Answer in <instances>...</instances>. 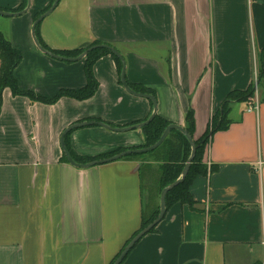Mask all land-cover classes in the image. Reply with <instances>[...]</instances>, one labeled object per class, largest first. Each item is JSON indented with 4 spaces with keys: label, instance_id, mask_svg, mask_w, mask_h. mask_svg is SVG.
<instances>
[{
    "label": "crops",
    "instance_id": "0c3cea01",
    "mask_svg": "<svg viewBox=\"0 0 264 264\" xmlns=\"http://www.w3.org/2000/svg\"><path fill=\"white\" fill-rule=\"evenodd\" d=\"M23 1L0 0V7L17 9ZM52 2L26 0L23 14L0 15V32L22 54L13 72L18 86L44 97L86 84L84 59H55L34 44L32 24ZM37 34L50 50L95 41L115 48L126 80L153 91L157 114L184 127L192 110L194 140L231 91L254 85L251 102L229 101L226 127L209 135L205 173L188 188L193 207L170 205L121 264H264V77L257 81L254 58L264 46V0H58ZM93 74L98 88L84 100L45 104L2 93L0 264H109L140 228L141 161L76 168L60 160L69 125L126 127L152 112L150 100L122 87L111 55L96 60ZM143 141L140 128L95 124L67 137L81 157Z\"/></svg>",
    "mask_w": 264,
    "mask_h": 264
},
{
    "label": "trees",
    "instance_id": "16d2710c",
    "mask_svg": "<svg viewBox=\"0 0 264 264\" xmlns=\"http://www.w3.org/2000/svg\"><path fill=\"white\" fill-rule=\"evenodd\" d=\"M51 4L45 9V11L51 6ZM25 5H26V0H24L17 9L11 10V9H5V8L0 7V10L16 12V11L22 10L25 7ZM37 27H38V24L35 27V36L39 44L43 48L49 51H52L53 53L57 55H60L63 57H76L85 50V49L60 50V51L50 50L40 40L37 34ZM96 44H105V43L95 41L94 43L91 44V46L96 45ZM106 45H109V44H106ZM107 54L111 55L112 58L114 59L116 66H117V70L120 75V70L122 66L120 59L116 55H114L111 51H109L107 48H103V47L94 48L90 50L86 54V56L83 58L84 59L83 71H84V75L86 78V84L84 87L78 90L60 89L53 96L44 97V96H41L35 93L32 90H23L18 86L17 80L14 77L13 72L15 68L17 67V65L21 62L22 54L19 50L13 48L7 36L4 33L0 32V110H1V105H2V93L5 89H9L13 96H24V97H27L32 102H41L45 104H54L61 97H70V98H74L77 100H84V99H87L93 96L98 88V82L93 74V65L97 59ZM259 63H260V67L257 72V78H256L257 81L262 80V78L264 77V46L260 50ZM127 83L130 86V88L136 92L154 94L153 91H151L149 88H146L142 85L129 83L128 81ZM254 92H255L254 85L250 84L244 91L234 90L228 94L227 98L221 104V107L212 116L214 117L218 115L217 119L212 123L211 126H209V128L205 131V133L200 138L195 140V144H196L195 156L190 164V168L184 180L166 194V198H165L166 210L170 205H172L175 202L187 203L191 208L193 207L194 200L188 188L195 176H197L198 174L205 173V168L202 163V157H203L202 153H203V148L205 146V143L209 135H211L216 130L226 127L228 123L227 114H228V102L229 101L235 100L237 98L238 100L245 101L247 100L248 97L253 96ZM147 118H145L144 120H146ZM184 121H185L184 129L191 136H193L194 116H193L192 110H188L186 112ZM169 124H170L169 121H167L166 119H164L163 117H161L159 114L156 113L154 118L147 125L140 128L141 133L143 134V140H144L143 147H147V146L154 144L159 139L163 130ZM69 133L70 131L65 135L64 143L71 157L76 162L86 163V162H89L95 159H100V158H105V157L110 156L108 153L95 156V157H81V156L75 155L71 151L67 143V137ZM171 135L177 138V141L181 144L180 146L181 148L171 142L169 138ZM155 150H158V151L154 152ZM155 150L151 152L154 153L155 163L157 164L152 166L150 162H148L142 165L140 167L139 174L143 182V187L146 185L148 186V188H150L151 186V178L155 177L153 181H155V183L157 184L156 193L158 192V195H160V192L163 187L172 183L180 176L181 171L184 167V164L190 155L191 148H190V145L187 139L179 131L172 130L168 134V136L165 138V140L161 143V145L157 147ZM119 151H121V149L115 150L114 153H117ZM131 155L139 156L141 154H131ZM60 160L67 161L64 153L62 154ZM147 177L149 178V180L147 179ZM147 192L149 194L150 199L147 202L146 199H144V195H143L142 209H141V225L138 231H140L141 229L146 227L150 222H152L156 218L159 212V205L154 206V203L152 200V197L155 194V192L152 189L147 190ZM149 203L151 204V207H148ZM154 229L155 227H153L149 232H152ZM137 232H135L133 236ZM118 254L115 256V258L118 256ZM115 258L109 264H112Z\"/></svg>",
    "mask_w": 264,
    "mask_h": 264
},
{
    "label": "water",
    "instance_id": "95a60500",
    "mask_svg": "<svg viewBox=\"0 0 264 264\" xmlns=\"http://www.w3.org/2000/svg\"><path fill=\"white\" fill-rule=\"evenodd\" d=\"M58 0H54L53 3L51 4V6L44 11L42 14H40L33 22L32 27H31V35L34 41L35 46L37 47V49H39L41 52H43L44 54L55 58V59H59V60H65V61H79L81 59H83L86 54L94 49V48H99V47H103V48H107L109 51H111L114 55H116L120 61H121V70H120V83L122 85V87L130 94L138 96V97H144L148 100H150L152 102V112L151 114L148 116V118L140 123L134 124V125H130V126H126V127H116V126H112L109 125L106 122H102V121H83V122H77V123H73L71 125H69L68 127H66L61 136H60V145H61V149L65 155V158L67 160V162L69 164H71L72 166L76 167V168H89L91 166H95L98 164H104V163H108V162H112L115 160H118L124 156L127 155H131V154H143V153H148L151 152L153 150H155L157 147H159L161 145V143L165 140V138L168 136V134L172 131V130H176L179 131L188 141L191 151H190V155L187 159V161L184 164V167L181 171L180 176L173 181L172 183L166 185L165 187L162 188L160 195H159V212L156 216V218L150 222L146 227H144L143 229H141L140 231H138L127 243L126 245L123 247V249L119 252L118 256L115 258V260L113 261L112 264H121L123 262V260L125 259V257L127 256V254L131 251V249L135 246V244L145 235L147 234L153 227H155L164 217L165 213H166V194L172 190L175 186H177L179 183H181L185 176L188 173V170L190 168V164L195 156V152H196V144H195V140L193 139V137L184 129V127L177 125L175 123H170L169 125H167V127L163 130V132L161 133L159 139L152 145L147 146V147H139V148H132V149H127L125 151H122L120 153L105 157V158H101V159H95L86 163H79L76 162L70 155L69 151L67 150L65 143H64V137L65 135L78 127L81 126H87V125H91V124H95L98 126H101L103 128H106L108 130H112V131H127V130H131V129H137V128H142L143 126L147 125L155 116V114L157 113V101L154 97V95L150 94V93H141V92H136L133 89L130 88V86L127 83L126 80V65H125V60L123 58V56L112 46L110 45H106V44H96V45H92L90 47H88L87 49H85L81 54H79L76 57H63L60 55H57L55 53H53L52 51H49L45 48H43L36 36H35V27L36 25L44 18L46 17L57 5ZM27 6L24 7L22 10L20 11H16V12H9V11H5V10H0V15L3 16H14V15H21L23 14L26 10H27Z\"/></svg>",
    "mask_w": 264,
    "mask_h": 264
},
{
    "label": "rangeland",
    "instance_id": "374dc122",
    "mask_svg": "<svg viewBox=\"0 0 264 264\" xmlns=\"http://www.w3.org/2000/svg\"><path fill=\"white\" fill-rule=\"evenodd\" d=\"M3 16H0V19H3L2 18ZM3 26V24H1L0 23V28H4V27H2ZM258 51H257V49H255V51H254V58H255V62H257V59L259 58V56H258ZM239 91H244V90H239ZM254 95V94H253ZM233 98V97H232ZM252 98H253V96H251V97H248L247 98V100H245L248 104L251 102V100H252ZM240 99V98H239ZM236 100H238V98L237 99H235L234 101H236ZM231 101H233V100H231ZM218 116V115H217ZM217 116H214V117H212L211 118V121H210V126L212 125V123L217 119ZM143 135V134H142ZM170 138V140H171V142L172 143H174L175 145H177V146H181V144L177 141V138L176 137H174V136H170L169 137ZM143 145H144V142L141 144V145H136V146H133V147H129L128 149H132V148H139V147H143ZM181 148V147H180ZM117 149H121V151H119V152H117V153H120V152H122V151H125V150H127V148H117ZM116 149V150H117ZM115 151V150H114ZM114 151H111V152H108V154L111 156V155H114V154H117V153H114ZM158 150H155L154 152H157ZM106 154V153H105ZM122 158H132V159H137L138 161H141V163H143V164H146V163H148V162H150V164L153 166L154 165V163H155V157H154V153L153 152H148V153H143V154H141V155H139L138 157H135V156H132V155H127V156H124V157H122ZM147 179L149 180V178L147 177ZM153 179H155V177H153V178H151V186H150V188H148V186H144L143 187V195H144V199H146V201L148 202V200L150 199V197H149V194H148V192H147V190H149V189H152L154 192H155V194L153 195V197H152V200H153V203H154V206H158L159 205V195H158V192L156 193V189H157V184L155 183V181H153ZM148 207H151V204L149 203L148 204Z\"/></svg>",
    "mask_w": 264,
    "mask_h": 264
},
{
    "label": "built area",
    "instance_id": "2783aa9c",
    "mask_svg": "<svg viewBox=\"0 0 264 264\" xmlns=\"http://www.w3.org/2000/svg\"><path fill=\"white\" fill-rule=\"evenodd\" d=\"M254 100V99H253ZM253 106H255V105H257V103H255V104H252Z\"/></svg>",
    "mask_w": 264,
    "mask_h": 264
}]
</instances>
